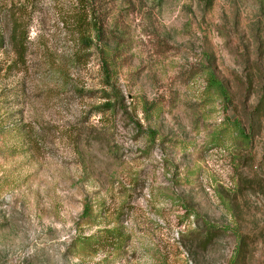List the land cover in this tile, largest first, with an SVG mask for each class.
<instances>
[{
	"label": "rangeland",
	"instance_id": "obj_1",
	"mask_svg": "<svg viewBox=\"0 0 264 264\" xmlns=\"http://www.w3.org/2000/svg\"><path fill=\"white\" fill-rule=\"evenodd\" d=\"M0 264H264V0H0Z\"/></svg>",
	"mask_w": 264,
	"mask_h": 264
},
{
	"label": "trees",
	"instance_id": "obj_2",
	"mask_svg": "<svg viewBox=\"0 0 264 264\" xmlns=\"http://www.w3.org/2000/svg\"><path fill=\"white\" fill-rule=\"evenodd\" d=\"M83 219H89L91 217V212L88 207H86V210L84 211V214L82 215Z\"/></svg>",
	"mask_w": 264,
	"mask_h": 264
}]
</instances>
